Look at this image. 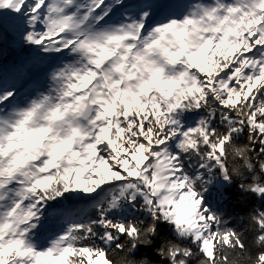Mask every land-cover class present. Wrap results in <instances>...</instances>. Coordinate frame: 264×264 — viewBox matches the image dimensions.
<instances>
[{"label":"snow or ice","instance_id":"6c2138e0","mask_svg":"<svg viewBox=\"0 0 264 264\" xmlns=\"http://www.w3.org/2000/svg\"><path fill=\"white\" fill-rule=\"evenodd\" d=\"M0 264H264V0H0Z\"/></svg>","mask_w":264,"mask_h":264},{"label":"trees","instance_id":"16d2710c","mask_svg":"<svg viewBox=\"0 0 264 264\" xmlns=\"http://www.w3.org/2000/svg\"><path fill=\"white\" fill-rule=\"evenodd\" d=\"M231 191L235 192V189H232ZM233 204H235V201H233Z\"/></svg>","mask_w":264,"mask_h":264}]
</instances>
